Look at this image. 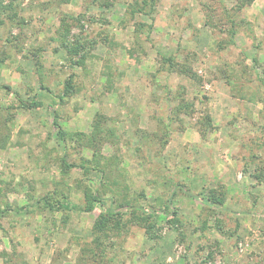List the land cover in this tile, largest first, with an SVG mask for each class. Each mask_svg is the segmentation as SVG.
<instances>
[{
  "label": "rangeland",
  "instance_id": "obj_1",
  "mask_svg": "<svg viewBox=\"0 0 264 264\" xmlns=\"http://www.w3.org/2000/svg\"><path fill=\"white\" fill-rule=\"evenodd\" d=\"M9 1L17 17L0 14V85L11 87L0 88V207L10 205L0 219V264H74L87 255L82 247L91 246L100 207L50 211L38 200L54 192L85 205L89 180L79 168L62 175L60 163L64 154L69 162L89 159L92 150L67 139L64 153L53 117L65 132L89 133L96 112L114 132L100 153L121 158L120 175L112 171L118 197L133 199L141 213L167 205L151 218L152 235L130 224L112 236L111 264H264V178L249 175L264 160V144L249 139L264 121V0H252L233 23L225 10L238 0H147L145 13L137 0L2 3ZM65 24L67 37L85 44L83 63H71L60 46ZM233 25V44L217 48ZM162 56L189 64L195 77L169 64L157 72ZM69 76L75 91L58 102ZM181 93L191 106L175 118ZM33 94L38 106L8 109ZM204 115L208 129L197 123ZM252 152L258 158L247 159ZM98 176H88L92 187ZM209 190L222 205L202 204L197 195Z\"/></svg>",
  "mask_w": 264,
  "mask_h": 264
},
{
  "label": "trees",
  "instance_id": "obj_2",
  "mask_svg": "<svg viewBox=\"0 0 264 264\" xmlns=\"http://www.w3.org/2000/svg\"><path fill=\"white\" fill-rule=\"evenodd\" d=\"M59 3H68L70 0H58ZM153 2V0H150ZM218 3H223V0H216ZM238 3L235 4L233 9L225 10L229 16L227 17L226 21L229 20L231 23L235 22L234 18L237 14L244 8L245 6L249 5L252 0H238ZM136 3L139 5L137 8L139 12L145 13L144 5H148L147 0H137ZM141 4V5H140ZM103 6L109 5L108 2H103ZM149 6V5H148ZM16 6L12 1H9L7 4H3L2 0H0V14L4 13L7 19H11L17 17V11L15 10ZM133 11V10H132ZM224 11V12H225ZM230 11L231 14H230ZM238 12V13H237ZM3 19L0 17V24H2ZM237 25V24H236ZM233 25L231 28L228 29L230 31L229 37L226 40H221L217 44V48L224 49L227 45L233 44V38L237 34V26ZM63 34L60 35V46L66 51V55L68 56V60L73 64L83 63V60L86 56L87 50L85 49V44L81 42V40H71V38L67 37L70 33V29L67 24L63 27ZM79 57L76 59V57ZM3 59L0 57V64L3 63ZM80 59V60H79ZM242 62V61H240ZM238 61V63H240ZM169 67L170 71L178 70L180 74H189L193 76L192 68L189 64L181 61H176L171 56H162V62L160 63V67L157 72L161 71L165 67ZM166 67V68H167ZM172 69V70H171ZM174 69V70H173ZM176 70V71H177ZM264 70V69H263ZM224 72V70H222ZM242 74H245V69L241 70ZM264 72V71H263ZM225 75V74H224ZM155 76V73L152 74ZM195 77V76H193ZM192 77V78H193ZM231 82V80H228ZM0 88L10 89L11 87L7 84L0 85ZM39 90H47L43 85H40ZM75 91V85L72 81V76H69L63 84V89L60 95H57L58 102H62L73 95ZM242 98H245L244 94L240 95ZM180 100L178 105L174 108L173 115L178 116L179 113L187 112L190 108V104L188 102L183 101L182 93L180 94ZM20 99V98H19ZM262 103H264V98L259 96V99ZM39 102L35 101V94H33V100L25 101L23 99L19 100V104L17 106H7L8 109L12 108H24V109H31L35 106H38ZM12 113H8V117H4V124L2 126V131H4V140L6 141L7 130H8V123L11 120ZM172 118V117H170ZM174 118V117H173ZM107 120V117L100 113L96 112L94 119L92 121V129L89 133L84 132H74L68 133L63 131L56 117H53V124L57 128L58 133V140L63 143L64 153H66L65 148L67 147V139L74 140L79 147H88L92 150L91 158L85 159L82 158L80 162H69L66 159L65 154L61 157L60 163V173L62 175H66L68 171L72 168H79L84 176L89 180L88 186L84 189V197H85V205L82 207L79 204H72L66 195L59 197H54L52 194H46L38 203H42V205L50 211L54 210H65V211H81V212H92L96 206H99L100 209L97 211L94 221L91 226L90 234H91V246H84L82 247V251L86 252L87 255L77 257L74 264H111V261L115 260V257L111 256L110 253L113 249V241H111L112 236L120 235L122 232L127 231L128 225L130 224H142L146 228V232L152 235L155 225L151 223V218L155 215V213L159 212H167L164 208H167V205L164 208L153 210L147 213H141L142 207L137 205L133 199H128L125 196L118 197L116 192H118L117 187L119 184L118 176L112 177L113 169L116 171L117 175H120L121 169L117 166L119 161L121 160L119 155L113 156H104L100 153L101 144L103 139L107 135H114V132L110 128H106L103 126L104 122ZM2 121H0V125ZM199 125H205V129H208L212 126L211 117L209 115H204L199 121L197 122ZM255 124V123H254ZM257 124V123H256ZM6 125V126H5ZM259 126V134L255 137H250L252 139V144L258 145L261 141V144H264V121L258 124ZM202 127H199V132L201 136L204 137V131ZM106 132V133H105ZM165 133V132H164ZM163 133V136H166ZM3 134H1L2 136ZM144 135V133L142 134ZM154 138L158 140L161 139L157 135V133L153 132L151 134ZM145 137V136H142ZM141 137V138H142ZM156 139V140H157ZM262 139V140H261ZM2 143V142H1ZM0 143V144H1ZM247 159H256L258 156L254 152L249 153L247 155ZM103 158V162H100V159ZM244 164L247 168L248 162L245 161ZM254 169L249 172V175L254 179H263L264 178V160L259 158V160L255 163ZM91 173H95L98 176V184L96 187H92V178L89 179V175ZM174 185V184H173ZM175 186V185H174ZM178 186V184H176ZM58 194V192H56ZM52 195V196H51ZM198 199L202 201V204L208 209L213 208L214 206H220L224 202V197L222 195H216L214 190H209L203 195H197ZM22 207L18 208L20 210ZM10 210V205L7 204L5 208L0 207V219L5 216V213ZM16 210V208L14 209ZM141 210V211H140ZM130 214V216H125V212ZM146 212V211H143ZM171 215L175 214V211H170ZM169 222H174V219L170 217Z\"/></svg>",
  "mask_w": 264,
  "mask_h": 264
}]
</instances>
